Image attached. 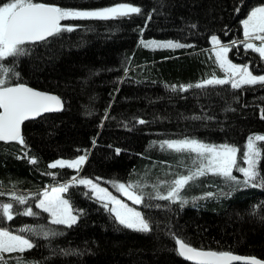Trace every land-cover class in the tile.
Returning a JSON list of instances; mask_svg holds the SVG:
<instances>
[{
  "label": "trees",
  "instance_id": "trees-1",
  "mask_svg": "<svg viewBox=\"0 0 264 264\" xmlns=\"http://www.w3.org/2000/svg\"><path fill=\"white\" fill-rule=\"evenodd\" d=\"M44 2L66 7L132 2L141 6L143 14L66 18L62 23H74L77 27L62 30L43 41L27 42L25 53L0 61L6 62L13 72L21 73L19 78L10 77L13 82H26L56 93L63 102L60 111L23 123L28 152L38 157L35 163L20 152L23 146L18 142H0V202L11 201L16 210L11 220L0 211V226L19 232L22 224L51 225L46 219L48 214L35 205V197L28 193L39 194L41 188L66 181L77 173L92 179L102 177L97 182L115 194H119L118 189L110 180L133 179L145 184L141 189L145 192V203H130L150 218L151 231L140 232L119 225L114 214L83 194L90 193V189L73 185L64 195H70L74 208L85 212L71 227L55 225L66 229L61 235L46 238L22 233L38 244L26 250L25 255L41 264H194L174 250L171 229L194 246L264 259V211L261 210L264 188L239 187L208 173L182 190L189 199L181 207L178 201L156 197L152 184L158 179L170 180L176 173L186 174L187 169L179 164L182 160L190 164L195 154L162 150L158 143L150 146L151 141L182 136H195L213 143L226 141L239 147L238 164L246 163L243 149L249 134L264 133V116H261L264 85L258 82L240 89H233L230 84L207 85L183 91L168 85L194 84L212 74L223 75L211 51V35H217L222 43L241 40L240 20L246 17L251 6L264 0ZM149 12L151 19H148ZM141 27L143 33L139 30ZM141 37L175 39L184 46L147 48L140 43ZM228 55L236 63H248L255 74L264 73V59L254 50L244 49L242 43L231 44ZM134 117H142L145 122L141 124ZM125 121L130 126L125 127ZM257 143L264 148V142ZM116 148L121 151L117 153ZM84 149L89 150L88 159L79 170L49 165L53 159H72L84 154ZM258 167L264 173V152ZM168 168L172 171L165 174ZM51 172L57 175L52 176ZM233 174L243 176L238 168L233 169ZM165 189L161 185V190ZM12 190L28 196L25 203L41 216L24 213L23 205L5 195ZM203 192L214 195L205 199L201 196ZM191 197L199 198L193 201ZM4 255L10 264H15V252Z\"/></svg>",
  "mask_w": 264,
  "mask_h": 264
},
{
  "label": "snow or ice",
  "instance_id": "snow-or-ice-1",
  "mask_svg": "<svg viewBox=\"0 0 264 264\" xmlns=\"http://www.w3.org/2000/svg\"><path fill=\"white\" fill-rule=\"evenodd\" d=\"M244 0H241L243 3ZM240 8L237 7V11ZM132 13H142L141 6L132 2H116L103 7H66L56 2H44V0H0V61L7 58L19 57L27 51V42L43 41L46 38L59 34L62 30L71 31L77 27L74 23H62L66 18H116L127 16ZM152 13H148L151 19ZM243 26V40L234 39L229 44H222L220 38L213 34L211 51L215 53V59L219 67L225 73L222 76L209 75L207 78L198 79L193 83L169 84L171 89L181 91L196 88H204L207 85L230 84L233 89H240L245 85H256L258 82L264 85V73L255 74L248 63H235L229 58V47L231 44L242 43L244 49H252L264 59V2L251 6L245 18L240 20ZM147 26V21H145ZM227 27V26H225ZM143 33L144 28L139 29ZM259 41L258 43L253 41ZM140 43L147 48H170L176 49L184 45L175 39H149L143 37ZM15 62V61H13ZM127 73V68L125 69ZM16 78L21 76L20 72H13L6 66V62H0V142H18L23 147L20 152L27 156L30 162L35 163L38 157L29 154V145L26 136L22 131V124L29 118L39 117L42 113L49 110L63 107L61 96L49 91H42L29 86L28 83L13 82L11 76ZM124 79V77H119ZM90 114V113H89ZM196 116V114H193ZM105 116L108 110L105 109ZM261 116H264V109H261ZM137 122L143 124L142 117H134ZM211 119V117H209ZM124 126L128 127L129 122L125 121ZM264 142V133H250L246 146L243 149V160L245 164H238L239 147L234 143L223 142L213 143L195 136H182L180 138H168L159 141H151L150 146L159 144L162 150H172L176 153L195 154L191 158V163H184L179 166L187 169L184 172L174 174L170 180L158 179L152 184L155 196L166 198L169 201L180 202L181 207L188 202V197L182 194V190L190 182H195L196 178L208 173L216 174L224 179L225 182L239 186H255L264 188V173L258 167L261 161L264 148L257 142ZM95 143V138H93ZM88 149H84V154L76 155L73 159L57 158L49 162L50 167L68 166L79 170L88 159ZM120 148H116L119 153ZM143 155V154H141ZM238 168L243 176L233 174V169ZM172 169L165 170L171 172ZM50 175L56 176V172ZM97 179H103L102 177ZM97 179L88 176L76 175L61 181L58 185H52L41 189L39 194L29 192L28 196L35 197L34 203L45 213L48 214V224H22L21 231H11L8 227L0 226V264H10L5 253H16L15 264H41V261L30 259L25 255L26 250L38 246L37 242L29 235L22 233H32L35 236L53 237L63 234L64 228L54 227L62 225L71 227L85 212L82 208H74L72 200L63 193H69L70 186L84 185L91 192H84L85 196L97 200L105 210L114 214V220L119 225L128 229L140 232L152 230V221L140 208L133 207L119 195H114L103 184L98 183ZM120 193H123L129 200L138 205L145 203L143 197L145 192L141 191L145 184L140 180L112 179L109 181ZM161 185L166 186V190H161ZM235 188H233V191ZM221 194H223L221 192ZM229 195L231 192L228 193ZM8 197L23 205V212L29 216L39 217L41 213L34 211L33 207L25 202L28 196L18 194L15 190L5 193ZM214 193L203 192L201 196L205 199L212 197ZM199 197H191L193 201ZM160 207V205H150ZM166 207V206H165ZM253 212L256 207H253ZM261 210L264 211V202H261ZM0 211L3 216L11 220L16 215L11 201L0 202ZM169 235L174 239V250L182 257L194 262V264H231L232 261H248L251 264H264V259H259L254 255H238L228 250H215L194 246L187 238L180 233L169 229ZM79 252V249H69ZM55 254V252L51 253Z\"/></svg>",
  "mask_w": 264,
  "mask_h": 264
},
{
  "label": "rangeland",
  "instance_id": "rangeland-1",
  "mask_svg": "<svg viewBox=\"0 0 264 264\" xmlns=\"http://www.w3.org/2000/svg\"><path fill=\"white\" fill-rule=\"evenodd\" d=\"M244 39V37L241 39V40H243ZM253 42H256V43H258L259 41H253ZM222 43V42H221ZM222 44H229V43H222ZM229 49H230V47H229ZM214 55H215V53H214ZM236 63V62H235ZM222 73H223V75L225 74L224 72H223V69H222ZM215 75H217V74H215ZM222 76V75H221ZM73 159V158H72ZM66 166V165H65ZM77 170V169H76ZM173 177H171V179H172ZM59 183H56V184H53V185H58ZM50 186H52V185H50ZM46 187H49V186H46ZM44 188V187H43ZM43 188H41V189H43ZM41 189H40V191H41ZM91 190V189H90ZM166 190V189H165ZM110 191V190H109ZM119 192V191H118ZM117 192V193H118ZM114 195H119L120 197H121V199H124L127 203H129L130 205H132L133 207H135L133 204H131L130 202H134V201H131V200H129L127 197H125L124 195H123V193H120L119 192V194H115L114 192H112ZM63 195H64V193H63Z\"/></svg>",
  "mask_w": 264,
  "mask_h": 264
},
{
  "label": "water",
  "instance_id": "water-1",
  "mask_svg": "<svg viewBox=\"0 0 264 264\" xmlns=\"http://www.w3.org/2000/svg\"><path fill=\"white\" fill-rule=\"evenodd\" d=\"M30 86V85H29ZM32 87V86H31ZM40 90V89H39ZM42 91H44V90H42ZM53 93V92H52ZM54 94H56V93H54ZM61 110V108H59V109H53V110H49V111H47V112H45V113H42L41 115H43V114H46V113H51V112H58V111H60ZM34 118H37V117H34ZM34 118H29V119H34ZM29 119H27V120H29ZM25 122V121H24ZM23 122V123H24ZM22 127H23V124H22ZM235 254H237V253H235ZM238 255H240V254H238ZM183 258H185V257H183ZM185 259H187V258H185ZM188 260V259H187ZM190 261V260H189ZM192 262V261H191ZM237 263H249V264H251V262H248V261H232L231 262V264H237Z\"/></svg>",
  "mask_w": 264,
  "mask_h": 264
}]
</instances>
